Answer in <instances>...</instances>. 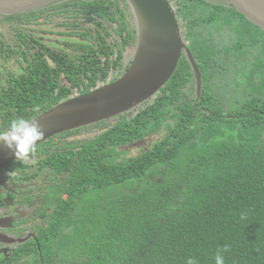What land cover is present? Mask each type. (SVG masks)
I'll list each match as a JSON object with an SVG mask.
<instances>
[{
	"label": "trees",
	"instance_id": "1",
	"mask_svg": "<svg viewBox=\"0 0 264 264\" xmlns=\"http://www.w3.org/2000/svg\"><path fill=\"white\" fill-rule=\"evenodd\" d=\"M169 2L184 20L186 45L201 75L199 98L181 54L167 82L141 106L109 125L96 123L104 127L73 143L53 135L37 144L32 154L39 183L33 195L46 212L36 235L39 250L34 240L23 242L0 255V264H186L190 257L215 264L224 246L225 264H264V31L233 6ZM114 5H55V12L76 21L69 34L83 49L92 48L97 35L104 41V50L100 45L85 51H98L93 57L38 53L15 28L27 49L19 48L21 58L6 52L18 67L0 71V131L82 89L88 93L105 78L110 60L130 62L135 26ZM81 13L95 27L82 26ZM98 16L109 26L101 27ZM26 18L30 23L32 13ZM229 30L233 37L226 42L220 32ZM227 75L233 86L216 93ZM136 144H142L139 151L128 155ZM23 164L15 160L10 166Z\"/></svg>",
	"mask_w": 264,
	"mask_h": 264
},
{
	"label": "water",
	"instance_id": "2",
	"mask_svg": "<svg viewBox=\"0 0 264 264\" xmlns=\"http://www.w3.org/2000/svg\"><path fill=\"white\" fill-rule=\"evenodd\" d=\"M56 0H0V16L22 15ZM233 6L245 19L264 31V0H204ZM134 18L135 47L126 70L112 82L65 99L30 120L44 130L39 144L55 134L106 121L131 111L152 98L167 82L183 54L193 74L196 100L201 75L182 38L175 8L169 0H126ZM35 145V146H36ZM17 159L0 147V169ZM4 185V180L0 178Z\"/></svg>",
	"mask_w": 264,
	"mask_h": 264
},
{
	"label": "flooded vegetation",
	"instance_id": "3",
	"mask_svg": "<svg viewBox=\"0 0 264 264\" xmlns=\"http://www.w3.org/2000/svg\"><path fill=\"white\" fill-rule=\"evenodd\" d=\"M65 1L70 0H56L43 8H39L22 15H15L21 17L20 19L2 22L0 19V24L5 28V30L1 29L2 31H0L2 32V35H0V42H2L1 44L4 43L0 46V52L4 55V58L0 60V65L4 64L5 66H8V63L12 62L11 66H15L14 68H17L18 63L15 60L13 61V58L10 55H6V52H8V54H10L9 52H14V58H21V56L17 54L19 48L21 47L22 49H27V46L24 45V40L18 39L15 35V28L26 34L24 38L25 42H27L34 51H39L38 53L43 52L41 50L46 49L62 54L65 52L74 57L76 54L80 56L88 55L93 57V55L97 54L98 51H90L88 53H85V51L88 49H99L100 45H102V50H104V41L100 36L98 37V35V41L93 44L92 48L85 46L86 49H83L79 38L69 34L72 30L70 22L76 21H72L71 17H66L65 13L58 14V12H55V5ZM114 1V6H117L118 9L122 10L126 20L130 23L133 18L126 0ZM118 9L115 8L113 10L118 11ZM31 13L33 18L31 19V22L28 23V19L26 17ZM87 16V14H82V16L79 17V21L81 22H78L82 26L87 25L90 28L95 27L94 23L84 20ZM98 19L101 27L109 26L107 19L103 16H98ZM177 21L181 29V35L185 36L184 20L177 15ZM7 28L9 29L8 31H6ZM44 57L49 59L47 54H44ZM102 60H104L103 57H101V61ZM122 62L123 61L121 59H118L117 61L110 60L109 66L107 67V75L105 78L98 80L92 90L118 78L126 70L129 64L123 65ZM101 66H104V63H101ZM7 71H9V69L6 67V71L4 73H7ZM101 73L102 71H99V74L97 72L99 76ZM82 90V93L79 94L84 93V89ZM95 124L87 127L83 126L75 129H69L58 133L53 137L55 140L68 139L73 143L77 139H83L92 135L88 133H83V135L81 133L79 135V133L84 131V127H86V129L91 128L96 126ZM77 129H80V131L77 132ZM73 130H75L74 133H67L68 131ZM36 158L37 156H35V154H31L30 157L25 160L15 159L20 160L24 163L23 165H26L23 168H21V165H18V168L10 166L9 163L0 169V178L4 180V185L0 182V255H8L17 248L18 244L30 242V240L35 241V249L37 251L39 250V243L36 241V235L38 227L43 224L42 221L44 220L46 212L43 214L40 212V206L42 204L39 200L40 198L33 195L36 194V186L39 183L38 174H36ZM30 169H32L33 172H29ZM30 174H33V178H30V181H23ZM46 209L50 211V208L46 207ZM29 244L32 245V242Z\"/></svg>",
	"mask_w": 264,
	"mask_h": 264
},
{
	"label": "clouds",
	"instance_id": "4",
	"mask_svg": "<svg viewBox=\"0 0 264 264\" xmlns=\"http://www.w3.org/2000/svg\"><path fill=\"white\" fill-rule=\"evenodd\" d=\"M43 135L44 130L37 121L18 117L10 122L6 130L0 131V147L11 151L17 159L25 160L33 153ZM227 251V246L217 250L215 264H225L222 253ZM186 264H197V261L190 257Z\"/></svg>",
	"mask_w": 264,
	"mask_h": 264
},
{
	"label": "rangeland",
	"instance_id": "5",
	"mask_svg": "<svg viewBox=\"0 0 264 264\" xmlns=\"http://www.w3.org/2000/svg\"><path fill=\"white\" fill-rule=\"evenodd\" d=\"M175 8V7H174ZM132 18H133V16H132ZM131 22H133L134 23V18L132 19V21ZM0 31H2V30H5V28L4 27H2V25L0 24ZM2 29V30H1ZM9 29L7 28L6 29V31H8ZM184 34V33H183ZM220 34L222 35V37L223 36H225V40H226V42H227V39H231L232 37H233V34L231 33V31L229 30L227 33L226 32H220ZM0 35H2V32H0ZM186 36V35H185ZM185 36L184 35H182V38L185 40V43H186V38H185ZM215 39H217V37L215 38ZM215 42H217V44H221V42H219V41H216L215 40ZM2 63H3V61H2ZM11 63L12 62H9L8 63V66H5L4 64H2V65H0V71L1 72H5L6 71V67L10 70V68L11 67H13V66H11ZM4 65V66H3ZM14 68V67H13ZM233 80H234V78L232 77V75H227L226 76V80H223L222 82H221V85H220V87H218V88H215L214 87V89H215V92L216 93H218L220 90L222 91L223 89L222 88H229L230 86H233ZM227 82V84H225ZM225 84V85H224ZM224 85V86H223ZM230 89H232V88H230ZM112 122V119H110V120H106L105 122H103L105 125H109L110 123ZM102 127H104V126H94V127H91V128H85L84 129V131H81L80 133H79V135L82 133V135H83V133H88V134H93L95 131H97V130H99L100 128H102ZM135 146V147H134ZM134 146H132V149H129V150H127V152H128V155H134V154H136L138 151H139V148L142 146V144H139V145H134Z\"/></svg>",
	"mask_w": 264,
	"mask_h": 264
}]
</instances>
